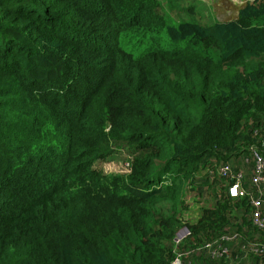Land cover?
<instances>
[{"label": "trees", "instance_id": "16d2710c", "mask_svg": "<svg viewBox=\"0 0 264 264\" xmlns=\"http://www.w3.org/2000/svg\"><path fill=\"white\" fill-rule=\"evenodd\" d=\"M243 1L200 25L0 0V264H264V0ZM121 150L126 173L96 167Z\"/></svg>", "mask_w": 264, "mask_h": 264}, {"label": "rangeland", "instance_id": "374dc122", "mask_svg": "<svg viewBox=\"0 0 264 264\" xmlns=\"http://www.w3.org/2000/svg\"><path fill=\"white\" fill-rule=\"evenodd\" d=\"M164 12L174 23L191 22L200 25H210L215 21H224L234 16V7L242 5L243 0H160ZM215 56L216 53L209 50ZM258 61V60H256ZM110 148V147H107ZM111 155L103 162H98L96 167L107 175L124 174L127 171L129 157L125 150L112 151ZM196 196V192L190 193Z\"/></svg>", "mask_w": 264, "mask_h": 264}, {"label": "built area", "instance_id": "2783aa9c", "mask_svg": "<svg viewBox=\"0 0 264 264\" xmlns=\"http://www.w3.org/2000/svg\"><path fill=\"white\" fill-rule=\"evenodd\" d=\"M251 160L254 167L253 183L256 187H259L261 184L264 183V157L260 154L254 153ZM228 171L229 169L227 167L220 169V173L222 174H226ZM228 192L231 197H237L242 195V192L239 189L237 183L234 186L230 187ZM251 204L253 207L252 223L258 228H264V213L259 210V201L252 200ZM187 234L188 232L186 229L180 230L175 238L176 243L182 240ZM172 264L181 263L179 262V260L176 259Z\"/></svg>", "mask_w": 264, "mask_h": 264}, {"label": "snow or ice", "instance_id": "6c2138e0", "mask_svg": "<svg viewBox=\"0 0 264 264\" xmlns=\"http://www.w3.org/2000/svg\"><path fill=\"white\" fill-rule=\"evenodd\" d=\"M235 191V190H234Z\"/></svg>", "mask_w": 264, "mask_h": 264}, {"label": "water", "instance_id": "95a60500", "mask_svg": "<svg viewBox=\"0 0 264 264\" xmlns=\"http://www.w3.org/2000/svg\"><path fill=\"white\" fill-rule=\"evenodd\" d=\"M108 127V126H107Z\"/></svg>", "mask_w": 264, "mask_h": 264}]
</instances>
